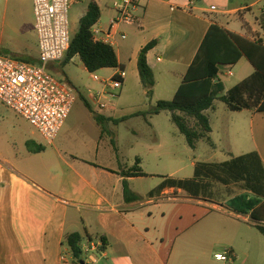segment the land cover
Wrapping results in <instances>:
<instances>
[{"label":"crops","instance_id":"1","mask_svg":"<svg viewBox=\"0 0 264 264\" xmlns=\"http://www.w3.org/2000/svg\"><path fill=\"white\" fill-rule=\"evenodd\" d=\"M92 1L97 2L101 10V18L95 26L106 33L116 17L114 0H71L69 20L74 14L80 24ZM245 9L248 7L233 6L232 0H197L194 5L190 4V0H141L136 11L138 24L118 27L113 31L112 39L106 42L115 49L126 71L122 93L130 92L133 81L134 89H138L135 81L139 76L138 90H141L142 96L147 94L140 79L138 59L142 48L152 41H158V45L148 53L147 59L156 79L153 98L157 102L174 98L212 24H218L250 40L260 38L264 41L259 22L261 15L249 13L240 17L239 13ZM78 29L71 30L72 35ZM253 35L255 39L251 38ZM123 36L126 38L123 39ZM0 55L39 64L35 25L30 37L18 38L12 48L3 50ZM75 58L82 63L78 55L72 60ZM246 60L242 58L233 67L245 66ZM63 64H50L49 71L66 66ZM160 64L164 66L158 72ZM129 66L136 69L130 78L127 74ZM119 70L99 71L110 72L105 73L102 81L113 78ZM228 74L233 75L232 71ZM160 79L172 83L166 98L157 97ZM69 83L77 91L72 82ZM89 92L94 95L98 105L84 99V109L89 115L71 121L73 109L52 145L46 144L40 133L26 120L29 126L12 127V134L0 122V264H73L69 250L64 246V239L75 232L82 235L84 257L88 264H208L212 254L217 259L222 254L216 252L215 245L209 246V239L216 232L218 219L212 218L203 225L198 219L192 224L196 229L190 233H186L187 226L184 229L177 226L175 232L165 234L161 227L151 228L140 217L141 207L156 208L158 205L154 203L164 197L174 193L184 194L186 191L166 187L150 196L156 188L145 193L138 188L140 181L150 176L147 172L143 170L148 177L122 175L136 164V160L134 165L126 167L119 164L122 151L118 146L120 136L116 127L120 128L122 122L139 117L150 124L143 116H137L146 112L129 114L121 111L117 100L111 99L104 87L101 92ZM77 94L76 104L81 97L78 91ZM102 95L110 98L104 109L98 102ZM86 103L92 110L86 107ZM246 111L251 114L249 127L254 150L238 155L229 152V157L231 159L256 151L264 163V113L250 110L236 113L243 114ZM96 116H101L103 121L99 123ZM167 116L171 122L169 112ZM132 135H139L136 129ZM226 135L229 146L233 147L235 142L231 140L230 127ZM213 145L217 149L216 144ZM146 146L145 153H153V144L150 148L149 143ZM145 153L136 156V159L141 160L140 166L144 164ZM125 184L142 199L126 201ZM172 200L177 201L179 198ZM188 200L193 201L192 198ZM197 205L211 209L218 216L235 217L222 204L199 200ZM198 206L195 210L202 211ZM152 216V211H149V217ZM101 236L108 239L106 250L101 249ZM89 237L93 240L90 241ZM86 239L87 244L84 243ZM86 250L89 252L86 253ZM226 252L231 253L234 260L238 258L234 248Z\"/></svg>","mask_w":264,"mask_h":264},{"label":"rangeland","instance_id":"2","mask_svg":"<svg viewBox=\"0 0 264 264\" xmlns=\"http://www.w3.org/2000/svg\"><path fill=\"white\" fill-rule=\"evenodd\" d=\"M233 6H245L248 9L239 13L240 17L247 14L261 15L264 0H232ZM71 29L76 30L79 26V21L74 17H70ZM34 14L32 0H0V54L5 49L12 48L17 43L18 38L30 37L34 29ZM235 29V27H232ZM263 36H264V32ZM255 39L253 35L251 37ZM158 66V72L161 67ZM136 73V69L132 66L128 67L127 74L129 78ZM232 71L233 75L228 74ZM254 72L253 66L248 60L245 66L232 69H222L221 80L225 86L230 89L234 87L244 78H247ZM52 75L64 84L72 82L80 94V100L73 108L71 115L72 120L83 119L89 115L84 109V99L92 101L94 105H98L94 95L90 94L101 92L103 84L96 81L94 76L104 78L105 73L96 72L90 73L85 70L81 61L75 58L64 67L56 68L51 71ZM139 76L135 81V85L139 88ZM141 85V84H140ZM70 86V85H69ZM71 87V86H70ZM144 87V86H143ZM172 83L160 79L157 89V97L166 98V94L171 91ZM130 92L122 93V89L118 91L117 97L112 98L117 100L121 111L129 114L135 112H149L155 108L157 101L153 95L142 96L141 90L134 89V81L131 84ZM143 89V88H142ZM76 91V90H75ZM76 91V92H77ZM163 94V95H162ZM108 96H100L99 103L108 104ZM96 100V101H95ZM166 100V99H162ZM168 112H162L160 115L148 116V124L142 118H133L128 122H122L120 128L116 127L119 133L118 146L122 154L120 156V165L126 167L134 165L136 156L144 154L149 143L153 144V153L143 156L144 164L141 165L143 170L150 176L140 181L139 190L143 193L148 192L152 188H158L166 178L176 180L192 179L195 176V167L198 163L211 162L218 163L230 159L229 152L240 154L254 150L253 139L250 131L251 114L246 111L243 114L230 111L227 106L218 101L215 104V109L208 111L209 118L212 122L213 134L212 140L216 144V148L207 143L205 140H200L196 149H192L186 143L185 137L180 134L176 126L168 119ZM264 117V116H262ZM153 118V121L151 119ZM0 122L4 123L8 133L12 134V127H28L29 124L15 112L7 110L0 104ZM137 125V126H136ZM151 125V126H150ZM154 126V129L152 128ZM231 128V140L233 147L229 146V139L226 135L227 128ZM112 129L113 126H112ZM137 130L139 135L133 136L132 132ZM133 145V147H130ZM144 152V153H143ZM209 183V187L201 189L198 197H191L190 194H170L159 200L158 207L153 206L141 207L139 215L145 219L151 228L161 227L165 234L175 232L177 226L184 229L187 226V232H193L196 226L192 224L196 220H201L203 225L212 218L218 219V224L215 227L216 232L213 238L209 239V246L215 245L216 252L222 255L226 254L227 250L234 248L238 258L231 261H218L212 254L208 259V264H264V236L253 226L254 222L251 219L249 210V202L255 200L252 195L246 194L238 185H230L229 187L215 183L212 179H205ZM244 195L243 198H236L239 195ZM172 198H179L173 201ZM192 198L193 201L188 200ZM207 200L208 203L222 204L224 208L232 211L235 217L226 218L213 214L211 209H206L197 205V202ZM195 201V202H194ZM248 205V206H247ZM200 207L203 210H195V207ZM149 211H152L153 216L149 217ZM241 213L237 217V213ZM196 216V217H195ZM258 224L264 226V222ZM87 244V239L84 241ZM204 261V259H203Z\"/></svg>","mask_w":264,"mask_h":264},{"label":"trees","instance_id":"3","mask_svg":"<svg viewBox=\"0 0 264 264\" xmlns=\"http://www.w3.org/2000/svg\"><path fill=\"white\" fill-rule=\"evenodd\" d=\"M100 18V7L97 2L92 1L87 14L80 21L78 32L72 35L71 46L63 65H67L78 55L90 73L103 69L124 70L115 49L110 44L94 40L92 28ZM259 22L264 32V11ZM157 45L158 41L150 42L142 48L138 59L140 79L148 96L154 94L156 79L147 55ZM242 58L249 61L254 72L226 91L221 80V70L223 67L236 66ZM216 101L223 102L232 112L250 110L264 113V41L262 39L250 40L218 24H212L174 98L160 100L153 110L139 113L137 116H143L147 120L148 116L169 112L172 124L185 137L190 148L196 149L200 140H205L214 147L211 139L212 126L206 112L214 108ZM86 107L92 110L88 103ZM96 119L99 123L103 121L101 116H96ZM140 163L141 160L136 159V164L122 175L148 177ZM205 179H212L215 183L226 187L232 184L238 185L245 191V195H252L255 200L249 202L248 208L251 211V219L256 222L253 226L264 236V226L258 224L264 222V163L256 151L232 157L222 163H198L194 178L186 180L166 178L154 192L150 193V196L166 187H175L183 189L191 197H198L201 189H206L210 185L204 182ZM243 196L241 194L236 198L241 200ZM124 197L126 201L142 199L139 195L133 194L126 184ZM100 239L101 249L106 250L108 239L105 236H101ZM89 240L92 241L93 238L89 237ZM82 243V235L78 232L68 234L64 239V246L68 248L73 264H88Z\"/></svg>","mask_w":264,"mask_h":264},{"label":"built area","instance_id":"4","mask_svg":"<svg viewBox=\"0 0 264 264\" xmlns=\"http://www.w3.org/2000/svg\"><path fill=\"white\" fill-rule=\"evenodd\" d=\"M35 27L38 37L39 64H29L0 55V103L30 123L52 145L62 131L77 99V92L56 79L49 71L50 64L63 63L70 49L71 0H32ZM197 0H190L194 5ZM141 0H114L116 17L110 30L103 33L94 26L95 41L103 43L112 39L113 31L120 26H134L139 20L136 11ZM264 11V7L263 10ZM126 36H123L125 39ZM160 60V59H159ZM117 77V79H115ZM126 71L120 69L106 81L99 76L94 79L104 85L108 94L115 98L123 88ZM101 109L106 105L100 103ZM89 250H86L88 253ZM231 253L217 256L218 261H231Z\"/></svg>","mask_w":264,"mask_h":264},{"label":"water","instance_id":"5","mask_svg":"<svg viewBox=\"0 0 264 264\" xmlns=\"http://www.w3.org/2000/svg\"><path fill=\"white\" fill-rule=\"evenodd\" d=\"M48 68H49V66H48Z\"/></svg>","mask_w":264,"mask_h":264}]
</instances>
